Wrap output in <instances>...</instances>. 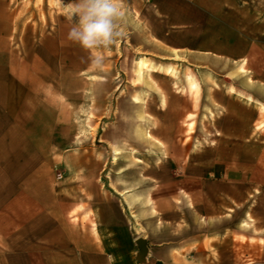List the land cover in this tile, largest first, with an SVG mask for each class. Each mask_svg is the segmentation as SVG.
Wrapping results in <instances>:
<instances>
[{
  "label": "crops",
  "instance_id": "0c3cea01",
  "mask_svg": "<svg viewBox=\"0 0 264 264\" xmlns=\"http://www.w3.org/2000/svg\"><path fill=\"white\" fill-rule=\"evenodd\" d=\"M10 3L0 0V31H11ZM123 8L110 46L117 75L92 74L85 50L67 76L0 77V264H264V104L220 90L212 71L245 60L243 31H264V0ZM57 58L49 50L41 61ZM179 61L208 67L209 81L195 75L189 91L168 75ZM205 84L215 104H202ZM108 101L113 129L103 126ZM187 126L193 139L179 136ZM202 126L216 133L208 146ZM93 127L102 134L92 144L79 139Z\"/></svg>",
  "mask_w": 264,
  "mask_h": 264
},
{
  "label": "rangeland",
  "instance_id": "374dc122",
  "mask_svg": "<svg viewBox=\"0 0 264 264\" xmlns=\"http://www.w3.org/2000/svg\"><path fill=\"white\" fill-rule=\"evenodd\" d=\"M71 3L72 0H21L20 3L19 0H11V3L8 5L11 17L9 20L11 31H0V57L4 55V61H0V77L2 79L8 81L9 78L20 75L28 77L33 74L46 75L56 73L57 75L67 76L70 75L69 71H66L69 65L72 64L74 70H76L83 62L87 61L85 49H82L77 43L68 39L71 24L67 17ZM251 25H253L255 31H243L245 38L249 41L250 48L245 60L229 67L219 66L217 69L213 68L212 71L217 73L219 79L217 85L220 90L230 91L235 89L239 93L252 95L256 102L264 104V31H256L257 24L254 22H251ZM49 50L52 53L57 51L58 56L56 62H52L50 68L48 63L44 64L41 61ZM94 51L99 52L103 56V62L98 67L92 63V74L103 76L117 75V71L120 69L118 66H114L112 48L108 47L104 51ZM71 52L73 53L72 61L66 59L67 57L69 58ZM176 63L178 65L168 66L173 70V73L168 72V75L185 77L188 81L187 86L189 91L195 92L197 90V86L190 87L193 76L198 75L201 76L202 81H209L211 71L208 67L192 68L180 61ZM163 71L166 72V68ZM213 72L212 75L215 76ZM79 85L76 81L73 85L61 83L59 84V88H61V92L63 93L67 90L69 91L71 87L76 88ZM162 85L166 88L168 87L166 79L162 80ZM230 85L234 89L229 87ZM210 89V84H205V87L202 85L204 97L202 104L204 106L215 104L214 99L209 94ZM107 105V112L103 118V126L104 124H106L104 127L110 125L111 129H113L112 125L115 116L112 110H110L111 102L108 101ZM207 112L209 111L205 108L203 115L199 117V122L204 125L211 123L213 117L207 114ZM138 117V123H142L145 118L142 112L138 113ZM81 120V115L75 116V122L81 123ZM145 127L143 124H139L137 127V135L143 139ZM190 129V126H187V130L179 135L180 138H185L186 140L193 139L194 133ZM201 129L202 131L197 134L201 135L202 146H208L210 145L211 137L215 139L216 133L209 131L206 126H202ZM76 134L80 140L90 141L92 144L95 141V136L97 137L102 133L95 132V127H93L90 131H79ZM147 134L151 138V134ZM105 138L112 139V137ZM260 140L264 141V135L260 134ZM61 168L62 165L60 164L53 166L55 171H59Z\"/></svg>",
  "mask_w": 264,
  "mask_h": 264
},
{
  "label": "clouds",
  "instance_id": "9594fccd",
  "mask_svg": "<svg viewBox=\"0 0 264 264\" xmlns=\"http://www.w3.org/2000/svg\"><path fill=\"white\" fill-rule=\"evenodd\" d=\"M123 0H72L68 11V39L92 52V63L100 66L103 56L94 50L108 48L123 36L118 21L124 17Z\"/></svg>",
  "mask_w": 264,
  "mask_h": 264
}]
</instances>
